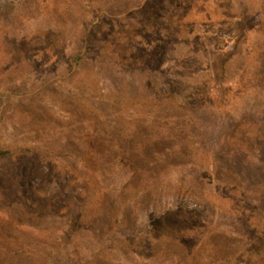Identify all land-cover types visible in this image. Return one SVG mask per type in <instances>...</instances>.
I'll use <instances>...</instances> for the list:
<instances>
[{
  "label": "rangeland",
  "instance_id": "374dc122",
  "mask_svg": "<svg viewBox=\"0 0 264 264\" xmlns=\"http://www.w3.org/2000/svg\"><path fill=\"white\" fill-rule=\"evenodd\" d=\"M8 1L0 264H264V0ZM93 94L151 106L167 143L78 162L86 120L98 152L142 136L91 116Z\"/></svg>",
  "mask_w": 264,
  "mask_h": 264
},
{
  "label": "trees",
  "instance_id": "16d2710c",
  "mask_svg": "<svg viewBox=\"0 0 264 264\" xmlns=\"http://www.w3.org/2000/svg\"><path fill=\"white\" fill-rule=\"evenodd\" d=\"M9 7V1L8 0H0V10ZM10 8V7H9ZM79 54H76L75 56V62H78V60L81 58L83 54L82 49L78 50ZM85 59L88 60V57L85 56ZM135 72L141 73L142 71H150L153 74H156L155 69H153L152 67L148 66V65H139V67H137L135 70ZM163 82L169 86V83L164 81ZM9 97V94L6 92H3L0 94V103L3 104ZM89 103L91 105L92 110V114L91 116H98V115H102L105 118L111 117V116H115L116 118L121 117L122 120V124L121 126H118L121 130L125 133L131 134L132 132H135V128H134V124L133 122L136 121L135 123L140 122V124L138 126L140 135H142L141 137H139L140 139L138 140V143L136 145V148H134V151L129 153L126 152L121 154L120 152H114V153H104L101 151H96L94 149V147L98 148L99 146L101 147L100 149H102L103 147H107L110 148L111 144H109L110 142H106V140H99L100 139V135H99V129H95L96 127L93 125V121L92 120H86L87 121V126L86 129L87 131H89V133L85 134V159L83 154H78V158L77 161L80 163H83L86 165H92L91 168H98L96 166L97 163L102 164L104 161L105 162H112L114 158H116L117 160H119L120 156L123 155V157H136V156H140L137 155L136 151H141L144 143H150L152 140L153 141H166L164 142L167 143V130H162L161 129V125L159 126L158 123H160V119L162 118L161 115L152 109L151 106H147L145 108L139 109V110H133L134 107H130V106H126L125 110H122L120 112V115L118 116V111L121 110L119 108L116 109L115 113L112 114L113 112L109 111V108L113 109L112 106H109V104L105 105L104 107V102H103V106L101 104V96L100 95H89L88 97ZM101 109V114L99 113V110ZM163 127V126H162ZM111 128H114V130L116 131L118 128L114 125L111 126ZM161 129V130H160ZM164 129V128H163ZM86 131V132H87ZM142 131V132H141ZM152 139V140H151ZM77 144H79L77 142ZM163 148H161V150H168L167 148L169 146L167 145H163ZM90 148H92L91 150H89ZM136 150V151H135ZM150 151L152 152V149L150 148H146L145 152ZM1 154L5 153V151H1ZM158 155V154H156ZM139 160L141 163L145 162V159H143V157H139ZM100 169V168H99ZM257 211L264 217V191L261 193V197L259 200V204L257 206ZM155 219V217H153ZM153 218H151L149 220V222L151 223L153 221ZM133 233V232H132ZM118 234H112V237L117 238Z\"/></svg>",
  "mask_w": 264,
  "mask_h": 264
}]
</instances>
